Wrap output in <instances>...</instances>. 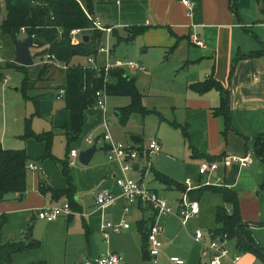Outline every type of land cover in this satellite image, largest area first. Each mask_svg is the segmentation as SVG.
<instances>
[{
	"label": "crops",
	"instance_id": "1",
	"mask_svg": "<svg viewBox=\"0 0 264 264\" xmlns=\"http://www.w3.org/2000/svg\"><path fill=\"white\" fill-rule=\"evenodd\" d=\"M189 1L193 2L191 9L182 0H101L96 8L99 13L93 8V15L105 26L112 27L118 36L119 28H123L127 36L129 29L142 27L138 36L144 51L155 49L162 61H168V80L165 81L158 79L154 70L139 61L145 72L134 70L147 79V85L140 87L137 81L136 85L141 94V105L148 113H132L125 124H121L120 109L126 101L110 100L120 124L113 132L109 127L115 140L123 142L125 137L128 138L125 143H131L130 136L135 135L140 138L136 144L144 145L145 137L146 140L155 138L161 145L160 152L138 157L133 162L137 167L132 165L125 174L146 176L147 187L163 196L174 209L184 191L168 188L155 180L154 171L165 174L182 187H186L185 180L189 179L192 191L189 197L199 202V214L183 224L175 214L157 215L144 203L130 204L120 197L114 179L123 173L121 162L107 158L102 135L96 139L91 137L94 125L101 122V113L93 108L86 109L81 132L74 143L73 140L68 142L70 112L65 99L63 108L56 107L51 99H44L49 95L56 96L58 88L62 87L56 91L35 87L42 93L30 96L34 98V111L36 100L39 118L49 120H40L38 128L32 124V131L53 133L52 158L41 159L46 150L45 143L32 137L23 138L25 131L14 136L23 141L18 147L8 144L7 137L0 135L4 149H23L27 163L39 167L28 169L31 174L26 179L23 193H9L0 201V204L9 202L17 206L6 212L24 214L30 220L28 224L32 223L29 227L39 221L37 226L45 230V242L51 247L50 257H31L26 264L44 260L47 264H66L69 257L70 264H82L84 260L107 253L119 254L120 264H175L170 260L172 256L182 259L183 264H208L209 254L204 250L210 240L223 242L229 251V257H223L221 264H264V161L256 154L257 140L264 138V0ZM193 36L202 45L193 42ZM209 75L229 93L230 127L226 130L223 116L214 113L220 105V90L211 87L199 92L191 87ZM63 83L64 74L59 86ZM60 98L56 97L57 100ZM148 117L155 119L151 127L146 124ZM85 141L89 146H97L88 165L78 161V154L76 157L69 154L73 148L78 153L85 149L82 147ZM56 143L65 147L64 153L55 152ZM150 155H153V161H150ZM232 155L248 157L247 165L241 166L235 161L228 166L219 163L214 171L199 173L201 162L219 161ZM53 158L67 162L73 187L70 196L73 213L45 221L36 217V209L69 200L66 194L53 197L50 191L40 190L41 185L57 190L68 188L67 178L60 173ZM206 185L226 187L235 193L239 215L255 245L253 248H239L235 238H213L216 209L221 206L231 208V205L224 202L218 191L195 192ZM98 189H107L119 197L114 204L98 208L93 195ZM125 208H128L127 212ZM122 220L129 226L119 231L101 227L104 221L118 223ZM5 222L2 216V223ZM154 222L162 228L158 235L161 248L156 263L149 257L146 239V232ZM196 229L203 231L200 242L194 239ZM36 242L38 246V241L31 244ZM233 255H239L237 262L232 261Z\"/></svg>",
	"mask_w": 264,
	"mask_h": 264
},
{
	"label": "trees",
	"instance_id": "2",
	"mask_svg": "<svg viewBox=\"0 0 264 264\" xmlns=\"http://www.w3.org/2000/svg\"><path fill=\"white\" fill-rule=\"evenodd\" d=\"M101 1V0H99ZM6 11L5 17L0 20V35H10L13 39L19 34L20 28H25V37L34 35L33 43L38 46H47L42 52L53 53L55 57L69 64L74 56H89L96 53V49L102 37L99 30H91L88 32L87 40L83 39L78 44H72L69 37V32L75 28H89L91 22L86 17L82 8L76 0H3ZM87 11L93 13L92 0H86L84 3ZM0 0V14H1ZM58 29L62 30V34H58ZM143 31L142 27L131 28L128 30L126 37L118 36L114 29L112 34L117 36L118 43L122 40L127 42L132 41L136 35ZM254 53L250 54L253 55ZM16 66V63L13 64ZM23 69L24 78L22 81V90L24 97L31 99L28 96V91L35 88L32 84L31 75L27 71V67L18 66ZM1 69V66H0ZM83 68H67L64 71V89L65 106L70 112L69 133H67L68 142L77 138L81 132L83 125V112L92 107L94 103L95 90L102 87V76L95 74L89 69ZM44 70L38 71V77L44 74ZM115 78L114 83L108 84L109 95H125L129 96L131 102L128 106L120 109L119 122L125 124L128 117L132 113L146 114L149 111L141 105V94L136 88L133 79L124 75L123 70H117L112 76ZM3 80L0 73V81ZM193 89L199 92L206 91L211 87H216L220 90L221 99L220 105L214 109V113L222 115L225 123V130L230 127L229 115V93L216 80L209 75L204 81L193 84ZM34 99V98H32ZM37 112V101L34 100ZM23 138L32 137L37 141L45 143V153L41 159L50 157V146L52 143L53 133L42 132L34 133L30 128L29 122H26ZM256 147V154L264 161V138H259ZM60 169V173L67 178L68 188L66 190H57L55 188H45L40 186L43 192L50 191L52 196L66 194L69 196V206L72 209L70 196L73 192L72 184L69 180L68 165L65 160H56L53 158ZM27 157L23 149L11 150L4 149L0 144V201L5 199L9 193H23L26 190V164ZM154 179L163 183L168 188L179 189L185 191L178 182L166 176L163 173L154 171ZM215 190L222 194L224 202L231 205V208L225 206L218 207L215 212L216 227L212 231L213 238H235L237 246L241 249L253 248L255 245L248 233L245 231V226L240 218L236 195L233 191L226 187L203 186L197 189L200 193L204 190ZM264 190V182L262 184ZM192 191L187 192L188 198ZM193 200V199H191ZM196 200V199H195ZM31 227L27 228L26 234H29ZM147 239V232H146ZM37 246V242L31 244ZM25 242L18 241L7 243L0 246V261L10 262L14 253L22 252L27 248ZM30 264H47L45 261L32 262Z\"/></svg>",
	"mask_w": 264,
	"mask_h": 264
},
{
	"label": "rangeland",
	"instance_id": "3",
	"mask_svg": "<svg viewBox=\"0 0 264 264\" xmlns=\"http://www.w3.org/2000/svg\"><path fill=\"white\" fill-rule=\"evenodd\" d=\"M83 3L86 0H82ZM100 1L92 0V8H97V5ZM1 14L0 20L5 17L6 11L4 8V2L1 0ZM99 11L96 10V13ZM101 17V16H100ZM105 23L103 22V25ZM105 26V25H104ZM119 36L126 37L125 30L123 28H119ZM25 38L24 35L18 34L16 39L23 40ZM102 44H105L106 35L103 34ZM100 40V41H101ZM109 45L111 47V55L116 59L124 60V61H135L141 62L144 64L149 70H154L155 76L160 80H168V72L166 65L168 61H162L155 49H150L148 51H144L145 49L142 46V42L140 37L137 35L132 41H125L122 40L118 43L117 36L111 34L109 37ZM30 52L33 56L34 65L27 67V71L31 75L32 85L41 88L44 91H56L60 84V78L64 74L65 69L62 68L63 62L53 64L49 62H45L44 52L37 50L36 47L31 46ZM105 58L102 52L97 53V62H102ZM60 61V60H59ZM146 61L148 64L144 63ZM112 62V60H111ZM14 64V44L13 38L10 35H0V73L3 80L0 81V135L1 133L7 137L6 142L12 145H16L18 147L21 142L20 139H15L14 136L22 135L25 131L26 122H29L30 128L33 130L32 124H34L35 128H38L40 120L45 122L47 117H43L42 119L39 118L36 111H34V107L32 104V99H28L24 97V92L22 90V81L24 78L23 69H21L20 65ZM88 64L86 58L82 56H74L70 63L68 64L69 68H81L80 66ZM26 67V66H25ZM40 69L44 70V74L38 77V71ZM83 70V69H82ZM124 73L128 76V78L133 79L136 85V81L139 82V86L147 85L146 77H143L134 70H130L128 68H122ZM117 70H113L110 72L111 75V84L114 83L113 75ZM62 74V75H61ZM137 88V85H136ZM138 90V89H137ZM42 92L37 91L36 89H32L28 91V96H36ZM55 94V93H54ZM118 98V100L126 101L124 107L128 106L131 102L130 97L122 95V96H114L108 95L107 96V110H108V120H110V130L113 132V128L117 126L118 119L114 114L115 108L110 106V100ZM51 99L56 107L63 108L64 104V94H61V98L59 100L56 99V96L53 97L51 95L44 98ZM123 107V108H124ZM147 120L150 122H147ZM146 120V124L148 126H153L155 119L153 117H148ZM49 123V121H47ZM152 123V124H151ZM120 125V124H119ZM118 125V126H119ZM147 126V127H148ZM104 129L101 122L96 123L92 129L91 137L93 139L101 137ZM19 133V134H18ZM126 135V134H125ZM127 136V135H126ZM128 137V136H127ZM13 139L14 140H9ZM128 138L123 139L125 142ZM75 141L73 140L72 143ZM143 142L146 145V138L143 137ZM1 143V142H0ZM52 144V143H51ZM21 147V146H19ZM67 147V145H66ZM88 148L90 147L86 141L83 143V146ZM55 152L57 153H64L65 147L62 144L56 143L55 145ZM52 149V145H51ZM155 157V156H154ZM150 161H153V155H150ZM27 170L26 179L30 176L31 171ZM133 179L140 181L144 186H148L149 183L146 179V176H132ZM131 177V178H132ZM166 200V199H165ZM167 201V200H166ZM168 202V201H167ZM12 203L4 202L0 204V246L5 245L7 243H13L18 241L25 242L27 248H25L22 252H17L12 256V260L10 262H1L0 264H26L29 258H37V257H50L49 250L51 249L50 246L47 245L46 241V234L43 227L37 226L39 221L34 223V226L31 228L30 234H25L27 228L32 225V223L28 224V218L20 213L19 211H14L12 214L6 212V209H17V206L11 205ZM172 206V205H171ZM174 208V207H173ZM2 216L5 217L6 222L2 223ZM42 222V221H40ZM28 224V225H27ZM33 241H38V246H29ZM70 258V257H69ZM67 259L66 264H70V259ZM42 260V259H41ZM90 260V259H87ZM87 260H84L82 264H85ZM151 260V259H150ZM36 261V260H35ZM45 261V260H44ZM153 263V260H151ZM46 262V261H45ZM170 264V263H169Z\"/></svg>",
	"mask_w": 264,
	"mask_h": 264
},
{
	"label": "built area",
	"instance_id": "4",
	"mask_svg": "<svg viewBox=\"0 0 264 264\" xmlns=\"http://www.w3.org/2000/svg\"><path fill=\"white\" fill-rule=\"evenodd\" d=\"M83 12L85 13L88 20L91 22L89 28H75L70 30L69 37L72 44H78L83 41L84 36H88V32L91 30H99L106 35L105 44H102V40L96 49L95 54L89 56H84L88 64L80 66L83 69H89L97 75L102 76V87L95 90L94 92V103L91 108L98 110L101 113V124L103 126L102 140L106 145V155L109 160H117L121 162L122 174L116 176L114 181L120 190L119 196L125 198L130 204L144 203L155 210L157 215H169L175 214L178 216L180 221L185 224L190 218L195 217L200 212L199 202L195 199L191 200L188 198L187 192L191 189V182L189 179L185 180L186 190L184 191L180 202L178 203L177 209H174L163 196L158 194L155 190L144 186L140 181H137L125 174L126 171L132 169L133 162L138 157H148L150 153H158L161 151V145L155 138H150L147 140L146 145L136 144V143H125L119 140H115L109 131L110 122L106 118L107 112V96L108 84L111 80L110 72L113 70H119L126 67L130 70H140L145 72V68L141 66L140 63L135 61H124L116 59L111 55V47L109 45V37L112 34L113 28L107 27L102 24L100 19L89 13L82 2V0H76ZM182 3L191 9L193 2L189 0H182ZM19 34L25 35V28L21 27ZM58 34H62V30L58 29ZM32 37V46L36 47L37 50L42 51L47 46H38L33 43L34 35ZM102 38V37H101ZM193 42L202 45V43L197 39L196 36L192 37ZM102 52L105 58L102 62H97V53ZM45 62L57 64L59 61L53 53L44 52ZM112 60V62H111ZM68 64L63 62V69L68 68ZM64 94L63 88H58L56 92V97H61ZM89 143H92L90 138L87 139ZM70 156L76 157L78 152L75 148L69 151ZM232 161L238 162L241 166H246L248 162V157L240 156H224L219 161H203L200 163L198 171L200 174L210 173L214 171L219 163L225 166L230 165ZM26 168L30 170H37L39 167L29 162L26 164ZM95 198V204L98 208H105L115 203L116 199L119 197L114 192L107 189H98L93 193ZM128 208H125V212ZM72 209L69 206V202L65 201L60 205L56 206H43L36 209V217L45 221L57 220L60 216L72 214ZM129 226L125 220L118 223H112L110 221H104L101 227L104 229H111L113 231H119L122 227L127 228ZM162 228L157 223H153L147 231V242H148V254L149 257L156 263V257L159 254L161 248V241L158 239V235ZM203 238V231L201 229H196L194 231V239L196 241H201ZM205 254H209L208 264H221V259L223 257H229V251L224 246L223 242L217 240H210L205 244ZM233 262H237L239 255L231 256ZM170 260L175 264H183V260L172 256ZM121 256L117 253H107L99 255L93 259L87 260L85 264H120Z\"/></svg>",
	"mask_w": 264,
	"mask_h": 264
},
{
	"label": "water",
	"instance_id": "5",
	"mask_svg": "<svg viewBox=\"0 0 264 264\" xmlns=\"http://www.w3.org/2000/svg\"><path fill=\"white\" fill-rule=\"evenodd\" d=\"M88 36H84V39L87 40ZM14 44V63L30 67L34 65L33 56L30 52V48L32 46V37L27 36L23 40H18L16 38L13 39ZM130 140L133 143H138L140 138L131 135ZM97 151L96 144H92L90 147L80 150L78 153V161L83 165H88L91 161L92 156ZM133 167L136 168L137 165L133 164Z\"/></svg>",
	"mask_w": 264,
	"mask_h": 264
}]
</instances>
